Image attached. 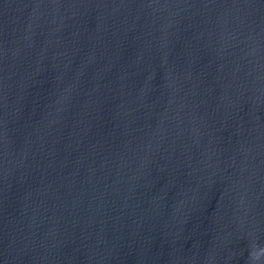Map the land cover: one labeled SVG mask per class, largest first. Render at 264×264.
I'll return each mask as SVG.
<instances>
[{
	"label": "water",
	"instance_id": "1",
	"mask_svg": "<svg viewBox=\"0 0 264 264\" xmlns=\"http://www.w3.org/2000/svg\"><path fill=\"white\" fill-rule=\"evenodd\" d=\"M0 264H264V0H0Z\"/></svg>",
	"mask_w": 264,
	"mask_h": 264
}]
</instances>
